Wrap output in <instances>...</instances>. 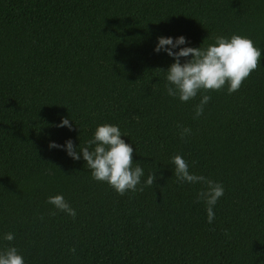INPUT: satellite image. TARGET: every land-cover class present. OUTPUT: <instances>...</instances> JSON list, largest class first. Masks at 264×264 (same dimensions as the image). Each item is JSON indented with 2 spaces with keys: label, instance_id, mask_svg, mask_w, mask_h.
Wrapping results in <instances>:
<instances>
[{
  "label": "trees",
  "instance_id": "obj_1",
  "mask_svg": "<svg viewBox=\"0 0 264 264\" xmlns=\"http://www.w3.org/2000/svg\"><path fill=\"white\" fill-rule=\"evenodd\" d=\"M231 34L262 49L260 66L231 94L209 90L193 119L199 94L166 95L172 59L153 52L155 39L204 47ZM61 117L71 130L55 126ZM103 123L127 134L153 185L117 194L82 159L48 147L84 145ZM177 154L223 185L212 223L196 202L204 185L177 181ZM57 193L74 218L46 202ZM5 232L14 239L0 248L15 246L24 264H264V0H0Z\"/></svg>",
  "mask_w": 264,
  "mask_h": 264
},
{
  "label": "clouds",
  "instance_id": "obj_2",
  "mask_svg": "<svg viewBox=\"0 0 264 264\" xmlns=\"http://www.w3.org/2000/svg\"><path fill=\"white\" fill-rule=\"evenodd\" d=\"M153 52H163L172 59L167 69L161 70L165 74L164 91L167 96L187 102L199 94V100L193 106V119L202 115L205 105L211 99L206 94L209 90L224 89L227 94L237 91L242 81L260 66L262 59V49L256 47L249 37L238 34L217 35L212 43L204 47L189 46L184 35H159L155 39ZM55 126L72 129L67 117H61ZM190 134L191 129L181 127V139ZM125 136L127 134L122 133L118 125L103 123L95 127L91 138L84 145L74 146L72 139L68 138L63 144L50 140L48 147L65 151L74 161L82 159L93 180L106 183L117 194L123 195L126 191H141L143 186L153 185L155 179L151 172L145 176L140 163L133 162V147L122 138ZM170 163L179 183L204 185L196 193V202L204 203L206 219L212 223L214 206L224 193L223 185L191 172L188 163L179 154L172 156ZM46 202L56 211L73 218L76 216V210L62 194L50 195ZM0 239L10 242L14 239V233L5 232L0 235ZM69 251L75 252V249ZM0 264H24V258L15 246L9 245L0 248Z\"/></svg>",
  "mask_w": 264,
  "mask_h": 264
}]
</instances>
